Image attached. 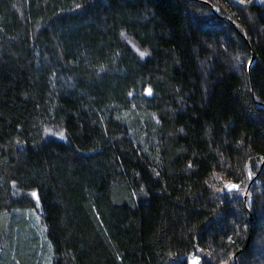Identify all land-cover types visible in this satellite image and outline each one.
Segmentation results:
<instances>
[{"label": "trees", "instance_id": "16d2710c", "mask_svg": "<svg viewBox=\"0 0 264 264\" xmlns=\"http://www.w3.org/2000/svg\"><path fill=\"white\" fill-rule=\"evenodd\" d=\"M191 258L264 264V0H0V264Z\"/></svg>", "mask_w": 264, "mask_h": 264}, {"label": "rangeland", "instance_id": "374dc122", "mask_svg": "<svg viewBox=\"0 0 264 264\" xmlns=\"http://www.w3.org/2000/svg\"><path fill=\"white\" fill-rule=\"evenodd\" d=\"M256 2H260L262 0H255ZM189 264H198V260L196 258H191L189 260Z\"/></svg>", "mask_w": 264, "mask_h": 264}, {"label": "water", "instance_id": "95a60500", "mask_svg": "<svg viewBox=\"0 0 264 264\" xmlns=\"http://www.w3.org/2000/svg\"><path fill=\"white\" fill-rule=\"evenodd\" d=\"M252 62H253V59H252Z\"/></svg>", "mask_w": 264, "mask_h": 264}]
</instances>
